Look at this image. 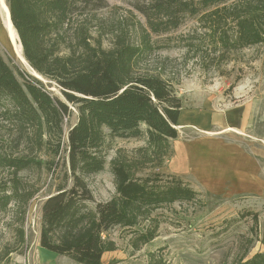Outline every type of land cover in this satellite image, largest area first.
Segmentation results:
<instances>
[{
  "label": "trees",
  "instance_id": "1",
  "mask_svg": "<svg viewBox=\"0 0 264 264\" xmlns=\"http://www.w3.org/2000/svg\"><path fill=\"white\" fill-rule=\"evenodd\" d=\"M148 1L140 11L155 36L179 28L190 15L204 21L212 48L219 44L230 51L264 43V0ZM6 4L23 57L60 88L64 100L14 65L20 82L0 54V125L7 128L17 149L24 148L17 156L7 153L2 147L4 135L0 138V169L13 176L0 185V214L12 202L27 203L34 195L18 188L19 172L32 167L51 170L55 165V160L37 161L36 152L45 151L53 158L65 152L68 170L42 204L39 246L76 264H103L102 257L116 250L107 238L109 230L135 227L160 206L195 197L182 182H170L163 189L136 178L146 165L159 168L169 158L170 141L178 137L182 100L163 77L137 69L153 51L146 31L138 44L117 36L108 49L92 38V14L104 0H6ZM230 25L232 37L226 32ZM70 106L77 120L64 143ZM105 129L110 138L144 136L147 144L137 148L132 159L120 155L110 161L115 195L97 202L86 178L105 167ZM19 235L23 243V230ZM154 237V231L138 236L139 245ZM241 264H264V252Z\"/></svg>",
  "mask_w": 264,
  "mask_h": 264
},
{
  "label": "rangeland",
  "instance_id": "2",
  "mask_svg": "<svg viewBox=\"0 0 264 264\" xmlns=\"http://www.w3.org/2000/svg\"><path fill=\"white\" fill-rule=\"evenodd\" d=\"M148 4V0H104L101 9L94 10L92 14V38L101 41L108 49L117 36L138 44L143 31H146L152 40L153 51L138 63L140 72L157 74L167 80L185 108L209 110L219 115L227 110H245L247 126L243 134L238 135L236 143L225 138L223 142L208 140L200 143L207 150L196 152V158L200 160L193 170L196 176L176 177L166 172L168 158L159 168L150 163L140 169L137 179L163 189L170 182H182L190 187L195 197L190 201L162 205L151 213L150 219L140 220L135 227L109 230L107 238L115 243L116 250L105 254L102 262L241 264L264 252V196L247 193L253 189L251 185L245 182L244 186L237 175L236 180L232 176V168L245 167L253 171L251 174L254 173L253 164H261L264 169V43L230 51L219 44L212 48L204 21L200 16L190 15L183 18L179 28L155 36L140 11ZM226 32L230 37L234 36L231 25ZM0 54L20 82L22 79L14 65L29 75L19 64L1 21ZM42 79L53 97L64 100L60 88ZM70 108L72 114L63 125L64 143L69 128L77 120L76 110ZM141 128L145 131L144 126ZM8 133L7 128L0 125V138L4 135L6 141L2 147L7 153L17 156L24 148L17 149ZM105 133V167L86 178L97 202H107L115 195L110 161L120 155L132 159L135 150L147 144L144 136L117 139L110 138L106 129ZM36 156L37 161L55 160V165L51 170L32 167L16 175L18 188L34 195L27 203L12 202L0 214V264H41L37 260L38 253L42 262L76 264L67 257L54 262L51 257L56 254L39 247L42 204L64 179L68 170L66 153L53 158L43 151L36 152ZM255 173L262 176L261 183L264 184V170L258 168ZM11 178V171L0 169L1 186ZM70 185L71 180H68ZM20 230H23V243L20 242ZM150 231H154L155 237L139 245L138 236Z\"/></svg>",
  "mask_w": 264,
  "mask_h": 264
},
{
  "label": "crops",
  "instance_id": "3",
  "mask_svg": "<svg viewBox=\"0 0 264 264\" xmlns=\"http://www.w3.org/2000/svg\"><path fill=\"white\" fill-rule=\"evenodd\" d=\"M236 112L238 113L237 115ZM236 112L233 110H227L224 114L219 115L218 113L199 108L188 109L182 105L176 126L178 137L175 140L170 141L171 154L166 160V172L176 177L196 176L197 173L195 174L193 170L200 164V160L196 158L198 157L196 152L199 154V151L207 150L205 145H200V143L208 142V140L223 142L224 138L230 140L232 143H236L237 138L239 139L238 135L241 136L243 134L242 131L247 126L246 123L248 120L247 112L245 110H239ZM233 147L236 148L235 146ZM251 167H254L253 174H251L253 172L252 170L245 167H240L238 169L232 168L233 179L236 180L237 175V179L244 182V186H246L245 182H248L253 189L248 190L247 193H261L259 195L264 196V184L261 183L262 176L255 173V170H258V168L260 170L264 169L261 167V164H253ZM254 195L252 194V196ZM38 254L37 260L39 263H50V261L47 260L42 262L38 257ZM51 258L55 262L64 257L56 255Z\"/></svg>",
  "mask_w": 264,
  "mask_h": 264
},
{
  "label": "bare ground",
  "instance_id": "4",
  "mask_svg": "<svg viewBox=\"0 0 264 264\" xmlns=\"http://www.w3.org/2000/svg\"><path fill=\"white\" fill-rule=\"evenodd\" d=\"M0 21H1L3 29L5 30L7 34V39L12 46L13 52L19 64L22 66V68L24 69L26 73L28 74L31 73L33 75L36 74L31 69L30 65H28L25 58H23L22 47H21V44H19L17 33L15 29H13L12 27L6 0H0Z\"/></svg>",
  "mask_w": 264,
  "mask_h": 264
},
{
  "label": "water",
  "instance_id": "5",
  "mask_svg": "<svg viewBox=\"0 0 264 264\" xmlns=\"http://www.w3.org/2000/svg\"><path fill=\"white\" fill-rule=\"evenodd\" d=\"M10 21H11V19H10ZM11 24H12V22H11ZM13 27V26H12ZM16 31V30H15ZM17 33V32H16ZM17 36H18V34H17ZM18 41H19V37H18ZM20 44V43H19ZM21 47H22V45H21ZM24 58V57H23ZM26 60V59H25ZM32 69V68H31ZM33 70V69H32ZM34 71V70H33ZM34 73H36L35 71H34ZM29 75H31L32 77H34L35 79H37L38 81H40V82H42L43 83V79H42V77L38 74V73H36V74H31V73H29Z\"/></svg>",
  "mask_w": 264,
  "mask_h": 264
}]
</instances>
